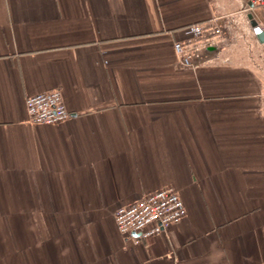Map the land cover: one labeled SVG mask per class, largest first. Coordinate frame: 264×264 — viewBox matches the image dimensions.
<instances>
[{"label": "crops", "instance_id": "0c3cea01", "mask_svg": "<svg viewBox=\"0 0 264 264\" xmlns=\"http://www.w3.org/2000/svg\"><path fill=\"white\" fill-rule=\"evenodd\" d=\"M251 12L264 29V0H0V264H264ZM194 23L224 27L195 69L173 48ZM52 89L70 118L29 122ZM168 185L186 216L122 235L116 210Z\"/></svg>", "mask_w": 264, "mask_h": 264}, {"label": "built area", "instance_id": "2783aa9c", "mask_svg": "<svg viewBox=\"0 0 264 264\" xmlns=\"http://www.w3.org/2000/svg\"><path fill=\"white\" fill-rule=\"evenodd\" d=\"M189 27L190 34L184 39L174 40L173 48L180 63L194 68L202 52L221 40L224 27L219 23L208 26L194 23ZM62 97L60 89L27 97L28 121L38 124L63 123L70 118L71 112ZM183 200L176 187H161L130 205L120 206L115 212L117 228L124 236L138 233V238L163 233L186 216Z\"/></svg>", "mask_w": 264, "mask_h": 264}, {"label": "water", "instance_id": "95a60500", "mask_svg": "<svg viewBox=\"0 0 264 264\" xmlns=\"http://www.w3.org/2000/svg\"><path fill=\"white\" fill-rule=\"evenodd\" d=\"M250 7H253V3L250 2ZM248 18L250 20V23L253 27L254 33L256 34L257 38L260 42H264V29L258 24V21L255 19L253 13L248 14Z\"/></svg>", "mask_w": 264, "mask_h": 264}, {"label": "rangeland", "instance_id": "374dc122", "mask_svg": "<svg viewBox=\"0 0 264 264\" xmlns=\"http://www.w3.org/2000/svg\"><path fill=\"white\" fill-rule=\"evenodd\" d=\"M240 33H241V37H245V36H247L246 32H243L242 29L240 30ZM239 36H240V35H239ZM241 37H240V38H241ZM245 39H246V38H245ZM202 58H203V53H202L201 57L198 59V61H197V64H198V65H200V63L202 62ZM180 65L183 66V67H186V68H193V67H190V66H186V65H184V64H182V63H180ZM198 65H196V66L198 67ZM197 67H194V69L197 68Z\"/></svg>", "mask_w": 264, "mask_h": 264}]
</instances>
